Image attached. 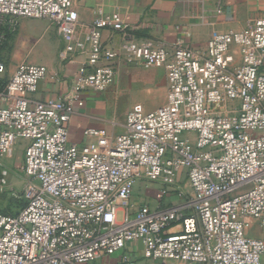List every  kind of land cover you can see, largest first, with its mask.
<instances>
[{
    "label": "built area",
    "instance_id": "2783aa9c",
    "mask_svg": "<svg viewBox=\"0 0 264 264\" xmlns=\"http://www.w3.org/2000/svg\"><path fill=\"white\" fill-rule=\"evenodd\" d=\"M80 0H0V47L21 18L45 19L66 31V56L85 48L67 27L79 23ZM121 32L122 48L103 40ZM89 53L71 92L39 100L47 67L21 61L8 76L0 58V188L9 185L2 159L25 140L21 170L25 206L0 212V264H89L141 240L143 257L160 264H264V18L241 30L214 33L205 49L138 40L118 16L95 20ZM126 58L164 67L167 102L146 111L136 103L124 131L111 139L71 141L69 122L87 91L103 92ZM185 172L188 186L180 185ZM159 183L156 197L176 204L132 213L139 180ZM180 225L177 231L172 227ZM123 264H134L125 255Z\"/></svg>",
    "mask_w": 264,
    "mask_h": 264
},
{
    "label": "crops",
    "instance_id": "0c3cea01",
    "mask_svg": "<svg viewBox=\"0 0 264 264\" xmlns=\"http://www.w3.org/2000/svg\"><path fill=\"white\" fill-rule=\"evenodd\" d=\"M76 8L79 23L67 28L86 46L73 55L64 54L66 31L48 20H37V25L30 27L31 20L21 18L17 32L13 33V44L19 54L14 62L7 59L8 76L23 60L45 65L48 69L37 92L32 95L35 99H59L71 92L80 67L87 61L88 37L91 25L97 19L118 16L129 24L138 40L153 46L164 44L172 48L181 43L193 49H205L214 33L241 30L264 18V0H80ZM103 40L115 49L122 48L121 32L104 31ZM5 53L7 47L3 50V55ZM127 54L124 50L117 63L116 78L105 91L85 93L84 106L77 108L68 124L71 141L83 145L92 140L86 135L88 129H104L113 139L124 131L127 114L134 104L142 103L146 111H153L167 102L166 69L143 67L129 61ZM26 143L19 140L4 158L3 164L9 170L21 168ZM138 182L140 190L134 192L132 213L144 205L157 209L180 201L176 192L158 199L159 183L144 179ZM180 185L188 186L185 172L180 174ZM259 236L264 238V230ZM143 251V242L137 240L89 264H123L125 255L130 256L134 264H160V260L144 258Z\"/></svg>",
    "mask_w": 264,
    "mask_h": 264
},
{
    "label": "rangeland",
    "instance_id": "374dc122",
    "mask_svg": "<svg viewBox=\"0 0 264 264\" xmlns=\"http://www.w3.org/2000/svg\"><path fill=\"white\" fill-rule=\"evenodd\" d=\"M30 21V27L36 26L37 20L38 19H29ZM20 25V23H19ZM18 25V28H19ZM39 26V25H38ZM18 30V29H17ZM17 32V31H16ZM15 32V33H16ZM15 37L13 36L12 44L14 42ZM22 52V51H20ZM18 49L16 46L13 44L7 48V53H5V58L6 60L8 59L9 62H14L16 56L18 55ZM4 161V158L2 159V163ZM15 169V168H13ZM9 185L6 189L1 190L0 188V211L6 212V213H16L20 210V208L23 205V198H22V192H23V187L25 183V175L21 168L17 171H11L10 169V174L8 177ZM139 183L137 182L135 187H134V192H138L140 190ZM145 184V183H144ZM146 194V193H145ZM180 228V225H176L172 227V231H177V229ZM250 234L252 236H259L258 230L257 229H252Z\"/></svg>",
    "mask_w": 264,
    "mask_h": 264
},
{
    "label": "trees",
    "instance_id": "16d2710c",
    "mask_svg": "<svg viewBox=\"0 0 264 264\" xmlns=\"http://www.w3.org/2000/svg\"><path fill=\"white\" fill-rule=\"evenodd\" d=\"M12 40H13V34L10 33L7 35V40L4 43V45H2L0 47V58L4 59L6 63H8V61L6 60L5 56L3 55V50H4V48H6V47L8 48L11 45ZM6 83H7V76L6 77H0V91L4 89ZM23 202L24 203H23L21 208H23L25 206V200L24 199H23ZM0 212L4 213V214H15V213H6V212H2V211H0ZM18 212H16V213H18Z\"/></svg>",
    "mask_w": 264,
    "mask_h": 264
}]
</instances>
